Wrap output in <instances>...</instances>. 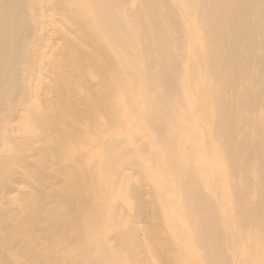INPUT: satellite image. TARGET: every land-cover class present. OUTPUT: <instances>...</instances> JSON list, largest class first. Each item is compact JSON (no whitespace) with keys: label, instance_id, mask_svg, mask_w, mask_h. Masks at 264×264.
<instances>
[{"label":"bare ground","instance_id":"obj_1","mask_svg":"<svg viewBox=\"0 0 264 264\" xmlns=\"http://www.w3.org/2000/svg\"><path fill=\"white\" fill-rule=\"evenodd\" d=\"M87 65L104 91L89 114L73 97ZM98 112L105 135L125 124L128 137L96 141L84 129ZM53 132L102 148L59 163L68 181L48 191ZM87 154L103 160L85 168ZM147 207L155 223L138 229ZM127 257L264 264V0H0V264Z\"/></svg>","mask_w":264,"mask_h":264},{"label":"rangeland","instance_id":"obj_2","mask_svg":"<svg viewBox=\"0 0 264 264\" xmlns=\"http://www.w3.org/2000/svg\"><path fill=\"white\" fill-rule=\"evenodd\" d=\"M60 26H63L61 23H58ZM51 65V64H50ZM50 68H44L43 72L45 74L50 73L49 72ZM51 70L53 71V68L51 66ZM83 73H85L86 75L89 76V81L87 83H84L82 78L80 79H76L74 82L75 84L73 85V89H74V99L76 102V106L79 109V111L81 113H87L89 114V110L90 107H94L96 102L100 99V97H102V93L103 91V87L98 85V81H99V73H98V68L95 65H87L83 67ZM48 79H43L42 81L36 82L38 84L39 87V91L40 93H42L41 91H46L49 94L52 95H56V92L54 91L53 88V84L52 83H47ZM55 87V86H54ZM38 99H40V97H38ZM87 99H89V101H87ZM66 107L64 106L62 108V112ZM184 108L186 109L187 106L184 105ZM57 116L61 115L62 112H58L55 111ZM130 115V114H129ZM56 115H54V113H52L51 118L55 119L56 117H54ZM106 120V115L104 114V112H98V115L92 119L90 121V125L88 127H86L84 130L89 131L93 134V136L95 137L96 141H107L110 140L112 137L111 136H124V137H128L127 135H129L128 129L125 127V124H121L119 127L115 126L113 127L110 132H115L113 134H107L105 135L102 130L104 128V122ZM66 124H70V121L65 120L64 121ZM64 123V124H65ZM16 126H18V128H16L12 134L15 136H18L20 141L23 139V135L25 133L24 128L23 127H19L20 123L15 122L14 123ZM89 124V122H88ZM82 125V123H81ZM82 131V130H80ZM38 135L42 136L40 133H37ZM183 134H187V132H184ZM183 134L181 136H183ZM34 134H30V136H33ZM148 136L149 133H148ZM147 138V137H145ZM38 136H37V138ZM48 144H53L58 150H60L62 152L61 155V159H51V161L48 163V165L46 166V168L44 169V172L46 173V175H48V183L49 186L47 188L48 191H51L54 188H62L65 185V181L67 180V175L66 173H63L62 171L58 170V164L59 163H64L66 166H69L70 164H74V161H78L77 158H75L78 155H81L84 151H90L92 153H95L96 150H101L102 146H96L93 149H88V147H86L84 144L79 143V144H75V145H70V144H63L61 139L58 137L57 132H53L51 137H49L47 139ZM38 159V158H37ZM39 160V159H38ZM103 160V158L100 155H95V156H89L88 154L86 155V158L84 159V163H85V168L89 165L92 164L90 162H101ZM33 164H37L38 162L35 161L34 159L32 160ZM78 168L83 169L84 165H80ZM70 173V172H69ZM127 174L132 175L133 179H137V180H142L144 179L145 176L143 177H139L140 173H137V170L134 171L132 169H128L126 170ZM69 176H71L70 174H68ZM227 180L226 177L221 178V180ZM86 183L83 184V186L85 187L86 185L89 186V193L90 194H94V196L96 195V193L98 192V190L95 188L93 182H96L98 180H100L98 178V176H94V177H90L89 178V182L87 181L88 179L84 178L83 179ZM23 186H25V189L28 191H34V186L37 185V181L33 180V179H26L24 181V183H22ZM86 188V187H85ZM145 189L142 188V192L144 194V199L148 200L147 198H149L148 194L146 191L149 190V188L147 186L144 187ZM87 189V188H86ZM79 190L76 189V192H78ZM145 191V192H144ZM146 193V194H145ZM71 194H74L71 192ZM146 196V198H145ZM149 201V200H148ZM152 208L151 207H147L145 208V214L143 217L137 219L135 221V224L137 227H139L138 229L143 228L149 230V228L151 227V225H154L155 221L152 217V213H151ZM135 214V213H132ZM152 218V219H151ZM139 221V222H138ZM154 222V223H153ZM139 223V225H138ZM145 223V224H144ZM142 225V226H141ZM150 226V227H149ZM146 227V228H145ZM140 233V231H139ZM144 232H142L139 236L142 240L141 245L143 243V247H144V251L145 250H150L151 247H154V244H149V238H145ZM166 235V233H165ZM43 241V242H42ZM41 242L43 243V247L45 246L44 243H46V240H42ZM110 243H113L115 245V241L111 240ZM158 246H162V250L166 249V247L169 246V244H165V245H158ZM150 247V248H148ZM68 252H66L65 254H67ZM126 259V258H125ZM129 257H127V261L126 264H131V262L129 261ZM157 262V263H156ZM166 262L163 260V258H157L154 260V264H163Z\"/></svg>","mask_w":264,"mask_h":264}]
</instances>
